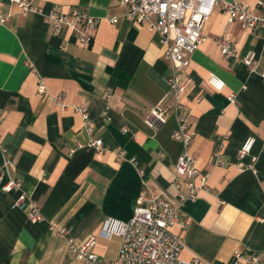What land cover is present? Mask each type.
I'll list each match as a JSON object with an SVG mask.
<instances>
[{"label":"crops","instance_id":"1","mask_svg":"<svg viewBox=\"0 0 264 264\" xmlns=\"http://www.w3.org/2000/svg\"><path fill=\"white\" fill-rule=\"evenodd\" d=\"M227 1L251 7L256 2ZM34 3L44 12L20 15L10 0H0V14L8 16L0 26V171L22 180L43 219L31 221V202L13 207L17 193L0 189V264H82L57 228H68L81 244L99 234L107 218L130 220L144 182L179 202L174 178L184 146L173 138L177 117L171 113L157 129L145 121L146 111L170 96L165 78L172 64L158 34L129 20L118 0ZM57 6L99 18L90 44L80 43L70 30L52 32L44 14ZM226 23L225 12L216 7L204 27L208 39L185 68L192 82L183 103L195 131L189 151L207 176V187L197 178V197L180 204L186 227L172 226L184 240L182 259L198 255L213 264L229 262L237 251L264 254V26L230 27L238 52L225 57L214 39ZM251 51L258 59L254 71L241 61ZM212 74L225 81L222 90L208 82ZM40 78L45 95L39 92ZM57 95L68 107L52 101ZM74 105L88 108L94 137L103 140V148L88 146L90 134ZM127 125L138 131L137 139L122 132ZM249 136L256 137V171L240 169L251 157H237ZM180 185L187 193L184 176ZM119 246L118 236H100L95 251L111 259Z\"/></svg>","mask_w":264,"mask_h":264},{"label":"built area","instance_id":"2","mask_svg":"<svg viewBox=\"0 0 264 264\" xmlns=\"http://www.w3.org/2000/svg\"><path fill=\"white\" fill-rule=\"evenodd\" d=\"M16 6L17 14L27 15L31 12L43 13L34 0H10ZM126 7V16L154 31L159 36V42L163 46L164 56L172 64V73L165 78L169 91L168 97L163 98L155 106L145 113L146 123L157 129L168 121L171 113L177 117V128L173 132V138L181 142L184 150L179 156L175 171L174 184L178 188L177 199L174 202L155 193L146 182L130 220L123 221L117 218H107L99 234L90 235L83 243L77 244L70 235L68 228H57L58 234L67 236L68 248L82 264H213L201 256L194 255L190 259H182L180 254L184 249V240L172 230V226L179 223L186 227L181 218L180 204L187 199H195L201 188L196 184L200 179L201 186L207 187V176L199 169L197 158L189 151V146L195 135L190 127L189 114L183 103V96L187 91L192 78L185 73L189 64L190 55L208 39L204 33L205 24L210 20L216 7L221 8L226 14L227 23L223 34L216 36L214 42L221 55L236 57L238 44L229 30L232 26H239L242 30H253L258 26H264V0H256L254 7L249 4L227 0H118ZM47 24L54 34H61L64 30H70L82 44H90L95 36L99 24V18L90 15L84 10L73 8L66 11L61 7H53L44 14ZM8 16L0 14V26L4 25ZM117 22V17L110 18ZM257 53L249 52L241 61L248 66L250 71L255 70ZM264 77V73L262 74ZM208 82L216 90L225 87V81L212 74ZM244 88H247L245 85ZM39 92L47 94L44 81L39 80ZM111 91L106 93L109 100ZM167 96V95H166ZM233 93L230 100L234 101ZM52 101L62 108L68 107L61 95L53 96ZM83 118L84 127L90 134L88 146L96 149L103 148V140L94 137V124L90 119L88 108L84 105H74ZM110 106L107 104L104 114L108 115ZM122 132L132 139H137L138 131L131 126H124ZM256 142L255 136H249L241 145L238 159L251 157L247 165H240L241 170L255 169L257 157L252 155V149ZM73 151V150H72ZM120 156H125L123 150L118 149ZM132 161H136L135 158ZM144 174V171L141 170ZM180 176L186 178L188 192L184 193L180 188ZM0 189L5 192H15L17 197L13 207L25 208L31 202L29 195L23 188L20 179L6 176L0 171ZM28 218L37 222L43 219L41 209L31 202ZM55 229V226H53ZM100 236L120 238V246L114 258L106 259L96 251V245ZM225 264H264V254L254 253L242 255L235 252L233 258Z\"/></svg>","mask_w":264,"mask_h":264},{"label":"clouds","instance_id":"3","mask_svg":"<svg viewBox=\"0 0 264 264\" xmlns=\"http://www.w3.org/2000/svg\"><path fill=\"white\" fill-rule=\"evenodd\" d=\"M210 2H211V0H210Z\"/></svg>","mask_w":264,"mask_h":264}]
</instances>
